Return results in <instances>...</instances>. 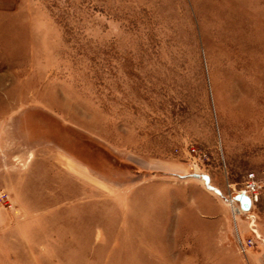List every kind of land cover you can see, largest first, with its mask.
Masks as SVG:
<instances>
[{"label":"rangeland","instance_id":"1","mask_svg":"<svg viewBox=\"0 0 264 264\" xmlns=\"http://www.w3.org/2000/svg\"><path fill=\"white\" fill-rule=\"evenodd\" d=\"M0 264H264V0H0Z\"/></svg>","mask_w":264,"mask_h":264},{"label":"built area","instance_id":"2","mask_svg":"<svg viewBox=\"0 0 264 264\" xmlns=\"http://www.w3.org/2000/svg\"><path fill=\"white\" fill-rule=\"evenodd\" d=\"M236 193H242V194H245L249 200H250V203H251V206L253 205V203L256 201V184L255 182L252 180V179H248L246 185H245V188H242L240 189L239 191H237ZM230 202H235L233 199L230 200ZM239 204V203H238ZM239 207V206H238ZM251 208V207H250ZM239 209V212L242 211L240 209V207L238 208ZM251 243V241H250ZM238 245H239V248L244 250L245 249V246H246V243L242 240H238Z\"/></svg>","mask_w":264,"mask_h":264},{"label":"water","instance_id":"3","mask_svg":"<svg viewBox=\"0 0 264 264\" xmlns=\"http://www.w3.org/2000/svg\"><path fill=\"white\" fill-rule=\"evenodd\" d=\"M232 199L239 203V207L242 211L247 212L250 210L251 203L245 194L236 193Z\"/></svg>","mask_w":264,"mask_h":264}]
</instances>
